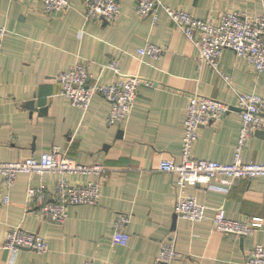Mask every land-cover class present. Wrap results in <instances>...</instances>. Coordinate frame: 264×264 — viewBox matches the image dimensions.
I'll use <instances>...</instances> for the list:
<instances>
[{"label":"crops","instance_id":"crops-1","mask_svg":"<svg viewBox=\"0 0 264 264\" xmlns=\"http://www.w3.org/2000/svg\"><path fill=\"white\" fill-rule=\"evenodd\" d=\"M0 0V26L7 34L0 53V162L41 158L58 147L83 164L100 163L101 175H67L72 184L101 181L96 205H71L62 224L53 222L30 201L31 187L46 185L50 194L58 175L20 173L11 187L0 175V245L10 228L36 232L48 243L38 253L0 248V264H244L248 252L264 244V176L240 179L233 185L212 180L206 186L187 185L185 192L206 206L207 218L192 222L175 213L176 178L158 170L166 158L180 162L189 98L201 94L233 106L220 121L202 126L194 145L197 159L229 164L241 128L239 93L264 98V72L226 49L216 71L200 62L198 49L169 18L137 15L138 0H120L113 22L88 20L84 1L70 0L55 15L43 12L40 0ZM172 9H185L196 18L217 21L227 10L260 14L264 0H161ZM155 44L159 57L138 54ZM118 62L122 74L153 82L142 86L129 117L109 126L110 102L97 95L86 112L60 94L55 76L75 63L90 64L92 80L107 84L119 76L110 68ZM225 76H228L227 81ZM244 162H264V129L242 151ZM8 198L7 201L5 199ZM218 207L236 220L263 219L253 235L239 237L213 227ZM129 235L126 244H112L119 216ZM176 238L180 256L157 261L162 242Z\"/></svg>","mask_w":264,"mask_h":264},{"label":"built area","instance_id":"built-area-1","mask_svg":"<svg viewBox=\"0 0 264 264\" xmlns=\"http://www.w3.org/2000/svg\"><path fill=\"white\" fill-rule=\"evenodd\" d=\"M34 0L33 2H35ZM43 12L50 15L65 11L70 0H40ZM84 15L88 20L113 22L121 12L120 0H83ZM260 14L250 15L240 10H227L215 21L212 16L205 19L196 18L185 9H172L161 0H138L137 15L158 19V10L164 9L172 22L182 30L187 38L198 49V60L208 63L218 71L220 60L226 49L233 50L240 58L247 59L257 73L264 72V1ZM7 34L4 26H0V53ZM164 48L147 44L138 50L141 56L159 57ZM110 68L119 76L118 80L99 84L92 80L90 64L75 63L66 70L59 72L55 80L60 84V94L70 103L86 112L95 96L99 95L111 104L106 118L109 126L123 122L131 114L142 86H151L153 82L139 75L120 73L118 62L112 60L102 70ZM224 78L229 81L228 76ZM241 117V128L233 161L229 164L210 159L194 157V145L199 137L202 126L220 121L233 106L225 101L193 94L189 98L187 117L184 124V140L180 162L174 159L161 160L158 170L167 172L176 178L177 196L175 213L192 222L207 218V208L198 202L195 196L185 192L187 185L206 186L212 180H219L233 185L240 179H254L264 176V162H244L242 151L250 138L259 130L264 129V98L255 93H239L238 106ZM1 127V114H0ZM106 168L100 163L83 164L61 152L58 147L44 152L41 158H26L15 161L0 162V175L8 188L14 185L20 173H53L58 175L56 188L51 194L46 185L31 187L27 191L30 201L37 203L50 220L64 223L68 218V207L71 205H96L101 198L103 184L101 181H88L72 184L67 175H101ZM8 198L5 199L7 201ZM129 221L127 216H119L111 237L112 244H126L129 235L124 225ZM263 219L252 217L236 220L227 215L224 207H218L213 217V227L221 233L244 237L253 235L262 226ZM0 248L17 253L21 249H29L38 253L48 250L47 241L38 233L20 227L10 228L5 242ZM180 254L176 249V238H170L161 244L157 257L160 263H170ZM83 264H109L86 260ZM244 264H264V244L255 245L247 254Z\"/></svg>","mask_w":264,"mask_h":264}]
</instances>
